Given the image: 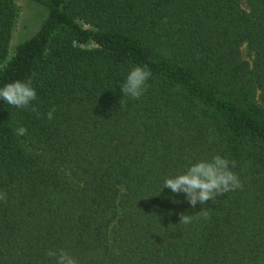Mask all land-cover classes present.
Wrapping results in <instances>:
<instances>
[{
    "label": "trees",
    "instance_id": "1",
    "mask_svg": "<svg viewBox=\"0 0 264 264\" xmlns=\"http://www.w3.org/2000/svg\"><path fill=\"white\" fill-rule=\"evenodd\" d=\"M29 1L48 14L10 56L0 0V87L31 78L40 112L0 100V264H264V0ZM134 66L139 100L120 90ZM217 154L243 190L205 219L162 188Z\"/></svg>",
    "mask_w": 264,
    "mask_h": 264
},
{
    "label": "clouds",
    "instance_id": "2",
    "mask_svg": "<svg viewBox=\"0 0 264 264\" xmlns=\"http://www.w3.org/2000/svg\"><path fill=\"white\" fill-rule=\"evenodd\" d=\"M167 21L165 20V23ZM151 77V71L145 66H134L128 73L124 83L120 86L123 94L122 97H130L139 100L147 91L149 85L148 80ZM0 100L7 104L24 110H30L38 117L40 112L33 105V101L37 100V92L33 87L32 79L25 81H14L0 87ZM55 108L47 113V119H53ZM16 135L23 136L27 133V129L20 127L15 130ZM236 166L235 161H229L227 158L217 154L211 159H202L191 163L189 167L182 173L173 177L165 178L163 188H169L173 193H183L187 202L195 208L197 204L202 207L199 211L204 218H208V212L203 206L209 201H215L217 196L235 191L243 190V183L238 175L231 169ZM161 190V191H162ZM7 200V193H0V201ZM192 216L186 213H180L179 223H191ZM46 255L55 259V264H79L78 260L64 249H49Z\"/></svg>",
    "mask_w": 264,
    "mask_h": 264
},
{
    "label": "rangeland",
    "instance_id": "3",
    "mask_svg": "<svg viewBox=\"0 0 264 264\" xmlns=\"http://www.w3.org/2000/svg\"><path fill=\"white\" fill-rule=\"evenodd\" d=\"M17 17L14 23L12 39L10 43L9 54L13 56L17 45L24 39L30 37L39 30L48 10L35 2L29 0H16ZM246 8L245 3H243ZM243 53L246 56L247 49L243 46Z\"/></svg>",
    "mask_w": 264,
    "mask_h": 264
}]
</instances>
